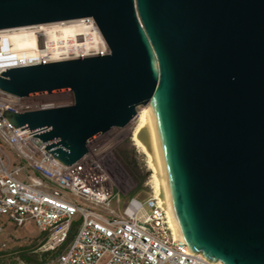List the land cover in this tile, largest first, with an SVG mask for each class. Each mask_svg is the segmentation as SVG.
<instances>
[{
  "label": "water",
  "instance_id": "obj_1",
  "mask_svg": "<svg viewBox=\"0 0 264 264\" xmlns=\"http://www.w3.org/2000/svg\"><path fill=\"white\" fill-rule=\"evenodd\" d=\"M92 17L108 51L8 67L0 90L73 103L2 115L64 165L149 106L142 134L175 239L264 264V0H0V29Z\"/></svg>",
  "mask_w": 264,
  "mask_h": 264
},
{
  "label": "built area",
  "instance_id": "obj_2",
  "mask_svg": "<svg viewBox=\"0 0 264 264\" xmlns=\"http://www.w3.org/2000/svg\"><path fill=\"white\" fill-rule=\"evenodd\" d=\"M58 23L97 28L92 17L43 25ZM40 25L0 29V72L48 61L46 56L34 55L46 49L51 33ZM20 32L19 39L28 33L33 54L15 47L17 40L12 36ZM93 55L101 52L81 57ZM55 93L20 97L0 90V233L7 224L22 227L29 222L39 233L48 230V239H42L37 250L62 251V259L55 264H212L202 253L169 236L171 224L156 193L121 203L108 174L89 160V150L73 164L64 165L33 136L45 128L20 130L25 126L14 128L2 115L3 110L55 107Z\"/></svg>",
  "mask_w": 264,
  "mask_h": 264
},
{
  "label": "rangeland",
  "instance_id": "obj_3",
  "mask_svg": "<svg viewBox=\"0 0 264 264\" xmlns=\"http://www.w3.org/2000/svg\"><path fill=\"white\" fill-rule=\"evenodd\" d=\"M57 104L70 102L73 98L68 92H58L53 95ZM61 102V103H60ZM145 107L137 106V114ZM137 114L123 127H113L92 138L88 143L89 160L97 163L108 174L110 183L118 190L120 202L131 197L144 200L149 194L155 193L153 187V170L149 168L147 156L137 148L132 135L138 125ZM124 150V154L120 152ZM129 162L137 171L133 178L122 168L120 160ZM139 183V181H141ZM42 235L32 222L22 227L7 224L0 233V250H11L18 246L34 244L36 249L42 241ZM16 259V258H14ZM19 261V259H16ZM12 256L3 255L0 264H12ZM54 264V263H53Z\"/></svg>",
  "mask_w": 264,
  "mask_h": 264
},
{
  "label": "bare ground",
  "instance_id": "obj_4",
  "mask_svg": "<svg viewBox=\"0 0 264 264\" xmlns=\"http://www.w3.org/2000/svg\"><path fill=\"white\" fill-rule=\"evenodd\" d=\"M75 20L87 21L89 17L77 18ZM41 28L51 31L49 37L47 38V47L46 49H38L37 52H34V55L38 54L48 57V61H40V63H48L52 61L64 60L63 58L67 57L68 59L80 58L93 53L104 54L108 51L105 41L103 40L101 34L97 28L91 26L88 27H78L77 24L72 25H40ZM23 32V31H22ZM22 32L15 33L12 37L17 40L15 47L17 49H26L24 53L26 55L33 54L28 48L32 46V40L28 38V33L25 38L19 39L22 36ZM28 49V50H27ZM37 64V63H31ZM30 65V64H29ZM49 93H42L41 95H48ZM38 95V94H34ZM73 99V98H72ZM61 103V102H60ZM73 103V100L66 102L64 104H57L56 106L70 105ZM143 109L137 114L138 125L132 135V140L134 145L139 148L146 156L149 164V168L153 170V187L158 197L161 206L164 208V189L162 181L158 170L156 168L155 160L147 149V146L144 141L142 134V126L144 122V115L149 106V103L144 105ZM165 210V209H164ZM40 234L42 239H48V230H41ZM169 236L173 237L172 229H169ZM56 255L54 258L47 260L44 263H29L24 261H17V264H55L62 259V251H54ZM212 264H221L220 262H212Z\"/></svg>",
  "mask_w": 264,
  "mask_h": 264
},
{
  "label": "trees",
  "instance_id": "obj_5",
  "mask_svg": "<svg viewBox=\"0 0 264 264\" xmlns=\"http://www.w3.org/2000/svg\"><path fill=\"white\" fill-rule=\"evenodd\" d=\"M120 152L124 154V150L120 149ZM122 164V168L125 169L133 178H135L136 170L133 166L129 164V162L125 160H120ZM139 181V183H141ZM78 224V220L75 221L74 226L69 234V239L72 238L74 234L75 227ZM3 255H10L12 256V261L15 263L17 262V258L19 261L29 262V263H44L47 260H50L51 258H54L56 255V252H40L37 250V248H34V244L28 245V246H18L11 250H0V262L1 257ZM16 258V259H14Z\"/></svg>",
  "mask_w": 264,
  "mask_h": 264
}]
</instances>
